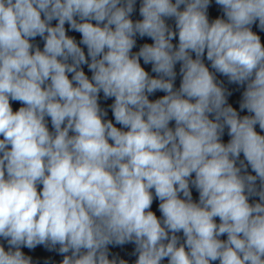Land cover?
<instances>
[{
    "label": "clouds",
    "instance_id": "1",
    "mask_svg": "<svg viewBox=\"0 0 264 264\" xmlns=\"http://www.w3.org/2000/svg\"><path fill=\"white\" fill-rule=\"evenodd\" d=\"M135 3L0 0V264H32L21 247L39 244L59 245L62 264H117L108 245L125 243L135 264H264V45L252 30L264 31V0H215L224 17L211 22V0H141L134 22ZM137 34L153 43L133 53ZM214 73L246 85L239 112ZM101 92L122 127L104 119Z\"/></svg>",
    "mask_w": 264,
    "mask_h": 264
}]
</instances>
